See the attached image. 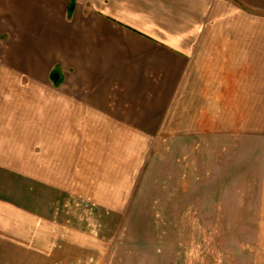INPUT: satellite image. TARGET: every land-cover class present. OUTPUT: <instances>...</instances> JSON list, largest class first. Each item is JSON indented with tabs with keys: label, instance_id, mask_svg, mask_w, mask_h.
I'll use <instances>...</instances> for the list:
<instances>
[{
	"label": "crops",
	"instance_id": "obj_1",
	"mask_svg": "<svg viewBox=\"0 0 264 264\" xmlns=\"http://www.w3.org/2000/svg\"><path fill=\"white\" fill-rule=\"evenodd\" d=\"M261 13L264 0H0V201L57 223L93 173V200L124 211L138 138L162 135L187 90L236 73L264 93ZM27 187L53 195L49 213Z\"/></svg>",
	"mask_w": 264,
	"mask_h": 264
},
{
	"label": "rangeland",
	"instance_id": "obj_2",
	"mask_svg": "<svg viewBox=\"0 0 264 264\" xmlns=\"http://www.w3.org/2000/svg\"><path fill=\"white\" fill-rule=\"evenodd\" d=\"M212 77L214 88L186 91L162 135L138 138L124 211L93 200L92 171L89 199H64L57 223L0 201V264H264L261 75ZM31 188V211L45 199L49 213L53 195Z\"/></svg>",
	"mask_w": 264,
	"mask_h": 264
}]
</instances>
